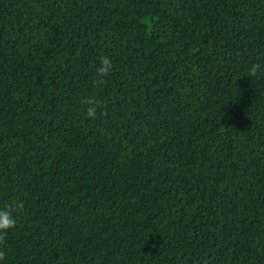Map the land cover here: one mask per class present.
<instances>
[{
	"label": "trees",
	"instance_id": "obj_1",
	"mask_svg": "<svg viewBox=\"0 0 264 264\" xmlns=\"http://www.w3.org/2000/svg\"><path fill=\"white\" fill-rule=\"evenodd\" d=\"M253 63L264 0H0V264H264Z\"/></svg>",
	"mask_w": 264,
	"mask_h": 264
},
{
	"label": "clouds",
	"instance_id": "obj_2",
	"mask_svg": "<svg viewBox=\"0 0 264 264\" xmlns=\"http://www.w3.org/2000/svg\"><path fill=\"white\" fill-rule=\"evenodd\" d=\"M96 78L92 84L94 88L102 89L108 83L114 71L113 61L108 56L99 58V66L96 68ZM264 71V65L261 63H253L248 69L250 77H256L258 73ZM84 107V113L88 119L96 120L98 113H103L105 104L96 95H88L81 99ZM25 204L23 200L12 199L0 206V246L6 244L8 233L17 227L18 217L23 213ZM6 259V252L0 248V261ZM207 264V262H205Z\"/></svg>",
	"mask_w": 264,
	"mask_h": 264
}]
</instances>
